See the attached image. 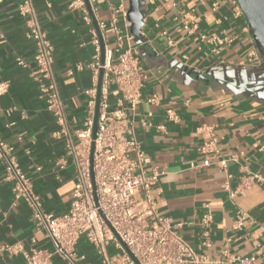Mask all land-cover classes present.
Masks as SVG:
<instances>
[{
    "label": "crops",
    "instance_id": "0c3cea01",
    "mask_svg": "<svg viewBox=\"0 0 264 264\" xmlns=\"http://www.w3.org/2000/svg\"><path fill=\"white\" fill-rule=\"evenodd\" d=\"M31 0L37 20L53 46L52 75L63 104L59 124L37 84L36 43L28 36L22 0H0V140L31 181L46 213H66L76 187V165L69 145L91 118L95 97L92 70L97 38L102 53L133 50L143 75L142 97L131 114L133 135L152 165L164 174L153 187L156 208L201 258L211 264L227 253L247 257L264 248V188L254 183L233 199L225 189H241L251 174L264 178V57L244 14L232 0H139V37L128 20L130 0ZM217 5V10L214 7ZM104 24V28L99 26ZM21 58L27 68L17 65ZM110 104H122L111 89ZM211 138L216 150L202 167L201 149ZM201 166V167H195ZM0 160V248L17 245L22 253H0V264H25L24 254L53 251L32 211L17 199ZM239 213L247 215L235 229ZM212 222L204 226L205 215ZM83 264H100L93 247L81 240Z\"/></svg>",
    "mask_w": 264,
    "mask_h": 264
},
{
    "label": "built area",
    "instance_id": "2783aa9c",
    "mask_svg": "<svg viewBox=\"0 0 264 264\" xmlns=\"http://www.w3.org/2000/svg\"><path fill=\"white\" fill-rule=\"evenodd\" d=\"M236 16L243 14L237 0ZM84 0H76L72 8H84ZM214 11L217 10L215 5ZM19 14L27 18L28 36L36 43L35 68L30 76L37 84L40 98L59 124L63 123V104L53 79V46L42 30L31 0H22ZM105 26L101 24L100 29ZM117 48L104 54L101 62V46L94 40L95 55L92 70L94 86L88 92L97 95L100 70H103L100 88L97 131L93 139L94 118L77 134L76 145H69V153L76 165V187L68 211L60 216L46 213L42 202L31 187L30 179L12 157L14 148L0 140V160L6 161V179L13 183L17 199H23L32 211L36 230L44 231L53 251L35 250L24 254L25 264H83L84 256L78 252L81 240L93 247L100 264H199L201 258L176 232L171 222L156 208L153 187L164 174L152 165L145 151L133 135L131 114L142 97L143 75L133 50L123 49L122 38H117ZM17 65L27 68L17 59ZM120 96L122 104L112 108L111 89ZM9 91L8 82L0 83V96ZM95 101L89 107L95 108ZM93 145V154L91 150ZM214 138L201 149L205 160L202 167L211 164L209 154L214 152ZM201 167V166H195ZM254 183L264 188V178L251 174L238 191L229 192L230 198L243 194ZM247 215L239 213L235 229H241ZM212 216L207 214L202 223L208 226ZM0 253L18 255L22 249L17 245H5ZM13 264V263H8ZM211 264H264V248L247 257L230 256Z\"/></svg>",
    "mask_w": 264,
    "mask_h": 264
},
{
    "label": "water",
    "instance_id": "95a60500",
    "mask_svg": "<svg viewBox=\"0 0 264 264\" xmlns=\"http://www.w3.org/2000/svg\"><path fill=\"white\" fill-rule=\"evenodd\" d=\"M87 1V0H86ZM243 14L245 15L249 27L252 31L256 45L264 57V0H237ZM128 20L131 23V32L135 37H139L143 27V15L140 11L139 0H130V10L128 12ZM102 65H104V51L102 53ZM103 70H100L99 85L97 89V103L95 110V119L93 127V139L97 131V120L99 114L100 88ZM93 154V145L91 157Z\"/></svg>",
    "mask_w": 264,
    "mask_h": 264
}]
</instances>
